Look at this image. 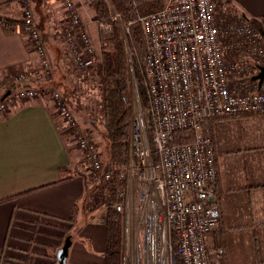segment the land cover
Instances as JSON below:
<instances>
[{
    "label": "built area",
    "instance_id": "1",
    "mask_svg": "<svg viewBox=\"0 0 264 264\" xmlns=\"http://www.w3.org/2000/svg\"><path fill=\"white\" fill-rule=\"evenodd\" d=\"M62 1L67 21L60 34L76 69L96 66L99 56L75 3ZM94 1L85 0L88 5ZM20 6L21 28L32 50L42 56V73L48 76L51 68L44 56L42 34L28 1L20 0ZM224 10L220 0H165L160 8L144 16L133 14L127 22L120 14L112 16L122 20L124 42L134 25L142 30L149 99L144 112L136 89L140 112L131 124L127 165L117 175L125 183L119 193L122 201L113 205L123 216L124 264H172L175 254L180 264H218L209 261L205 243L220 218L215 155L201 123L264 112V80L260 85L252 81L258 67L264 66L262 31L241 12L228 14ZM97 24L103 35L110 34L109 25L99 20ZM3 26L10 27L8 23ZM128 60L131 66V58ZM40 78L32 70H17L11 78L18 88L15 96L48 99L82 152L89 179L110 182L116 168L103 166L97 146L80 128L60 93L31 86ZM7 111L4 100L0 112ZM188 129L194 133L191 142L172 143L175 132ZM135 198L142 208L139 225L134 220ZM98 221L103 223L104 218L99 216Z\"/></svg>",
    "mask_w": 264,
    "mask_h": 264
},
{
    "label": "crops",
    "instance_id": "2",
    "mask_svg": "<svg viewBox=\"0 0 264 264\" xmlns=\"http://www.w3.org/2000/svg\"><path fill=\"white\" fill-rule=\"evenodd\" d=\"M27 1L42 34L51 74L43 75L42 56L32 50L21 28L20 0H0V102L5 100L8 105L7 112H0V264L29 260L31 264H51L65 245L67 264H102L105 227L98 218L79 211L76 223L69 222L85 194L88 175L81 168L83 154L74 144L68 148L62 122L50 101L21 100L11 82L17 70H32L42 78L33 80L31 86L69 96L72 87L87 81L85 71L76 69L60 34L67 21L63 1ZM72 2L98 48L95 8L85 0ZM220 3L241 12L264 32V0ZM4 23L10 27L5 28ZM71 99L66 97L68 102ZM202 125L215 155L220 218L205 239L209 261L264 264V112L206 119ZM63 167L68 168L67 173H61ZM78 170L85 176L77 175Z\"/></svg>",
    "mask_w": 264,
    "mask_h": 264
},
{
    "label": "trees",
    "instance_id": "3",
    "mask_svg": "<svg viewBox=\"0 0 264 264\" xmlns=\"http://www.w3.org/2000/svg\"><path fill=\"white\" fill-rule=\"evenodd\" d=\"M8 3L10 2L3 4ZM163 3L164 0H96L93 3V5L95 4L97 19L109 25L111 32L108 36H105L100 31L98 38L99 63L91 67L92 69L84 70L85 80L94 81L99 99L94 116L88 120L90 127L88 130L96 134L105 146L103 166L113 165L116 171L110 182H103L102 179L91 181L87 176L85 194L81 204L75 205L69 222L72 225L76 223L79 211L90 215L91 219L99 218V216L104 218L105 243L102 264H124L123 216L113 209V205L122 201L119 193L125 188V183L119 181L117 175L125 169L128 162L132 118L130 67L125 53V42L120 25L112 16L114 13L120 14L127 22L133 14L144 16L160 8ZM126 46L135 51V55L131 57V71L136 82L141 109L145 112L149 108V99L142 63L145 53V41L139 25H134L126 36ZM86 83L87 81L81 86L84 87ZM77 91L78 88L73 90V112L76 114H78L79 109L76 105L79 103L76 97ZM148 136L149 138L152 136L150 129ZM193 138L194 133L192 130H179L173 134L172 143L191 142ZM152 154L156 159L153 150ZM81 168L87 173V164L84 160ZM67 172L68 168L63 167L61 169L62 174ZM80 174L83 173L78 170L77 175ZM83 176L85 175L83 174ZM64 180L65 178L61 181ZM51 258L54 260L53 256ZM31 263L29 260L24 264ZM54 263L55 261L51 264ZM172 264H180L176 254L173 256Z\"/></svg>",
    "mask_w": 264,
    "mask_h": 264
},
{
    "label": "rangeland",
    "instance_id": "4",
    "mask_svg": "<svg viewBox=\"0 0 264 264\" xmlns=\"http://www.w3.org/2000/svg\"><path fill=\"white\" fill-rule=\"evenodd\" d=\"M164 2H165V0H164ZM93 7H95V4L93 5ZM225 8H226V10H224ZM225 8L223 6H221V9L224 10L226 13H228V14H236L237 10L235 11V9H232V8L229 9L227 7H225ZM219 9H220V7H219ZM134 15H136V14H134ZM92 20H93L92 24H94V21H95L94 17L92 18ZM117 23L121 26L122 20L118 19ZM95 25L97 26V30L100 31L99 25L97 24V22H95ZM98 31H96V32L98 33ZM124 39H125V46H126V38H124ZM94 48H95V50H96V52L98 54L99 53L98 48H96V47H94ZM129 50L130 49L126 46L125 53H126V56H127V60H128V57L131 58V57H133L135 55V51L130 50L132 52V56H130L129 55ZM128 64H129V67H131L129 60H128ZM135 85H136V82H135V79H134V75H133V73L131 71V68H130L131 106H132L131 124H132V121H134V120H136L138 118L139 112H140L139 109H138L137 101H136V89L137 88H135ZM37 88H41V89H44L45 91L47 90L49 92H51V91L58 92V93L61 94V96L63 98L70 96V98L72 97L71 100H73V87L67 92L69 94V96H65L64 94H62L60 91H58L56 89L46 88V87H41V86L37 87ZM74 90H77V88H75ZM76 97L78 98L77 101H79V103L76 104L77 107H79L78 114L73 112V101L72 102L71 101L68 102V100H67L66 101L67 105H68L69 109L71 110L72 114H74L75 119H76L78 125L80 126V128H82V129H84V130H86L88 132V134L90 135L91 139L93 140V142L97 146L98 152L100 154L101 161L103 162V160L105 158V152H104L105 146H104L103 142L101 141V139L96 134L91 133L88 130L90 128L88 120L91 119L94 116V114H95L94 112L96 111V106H98L97 104L99 102L98 92H97L96 85H95L94 81H91V80L88 79L87 83L85 84L84 87L81 86V87L78 88V91L76 92ZM65 100H66V98H65ZM55 116L57 118H59L61 120V122H62L63 127L61 128V133L63 135V139L65 140L68 148H70L71 145H73V144L76 145L75 143H73L74 141H73V136H72L71 131H69L66 128V126L64 124V120L62 119L61 116H59L56 113V111H55ZM64 128L66 129L65 132H64ZM74 145L72 147H74ZM133 199H134V197H133ZM135 201H136V203H135V208L136 209H135V214H134V220H135V225L136 224L139 225V223H141L140 210H142V208L138 205V204H140L138 198H135ZM94 223L98 224V221H95ZM101 224L104 227V224L103 223H101Z\"/></svg>",
    "mask_w": 264,
    "mask_h": 264
},
{
    "label": "water",
    "instance_id": "5",
    "mask_svg": "<svg viewBox=\"0 0 264 264\" xmlns=\"http://www.w3.org/2000/svg\"><path fill=\"white\" fill-rule=\"evenodd\" d=\"M264 37V32H262ZM264 80V66L258 67V73L252 77V81H258L260 85ZM68 256L67 247L66 245L63 246L61 249L57 250L55 254V263L54 264H67L66 259Z\"/></svg>",
    "mask_w": 264,
    "mask_h": 264
}]
</instances>
